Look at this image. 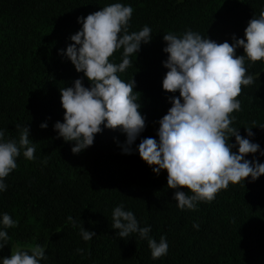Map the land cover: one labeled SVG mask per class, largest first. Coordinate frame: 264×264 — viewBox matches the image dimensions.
Masks as SVG:
<instances>
[{
    "label": "trees",
    "instance_id": "trees-1",
    "mask_svg": "<svg viewBox=\"0 0 264 264\" xmlns=\"http://www.w3.org/2000/svg\"><path fill=\"white\" fill-rule=\"evenodd\" d=\"M112 3L134 9L129 33L145 25L152 29V40L130 57L132 66L118 73L125 82L135 80L133 95L146 127L131 145V154L123 151L126 134L103 125L92 146L73 154L75 142H65L54 130L64 119L60 89L80 78L85 87L90 83L62 53L82 28L78 17ZM262 10L264 0H0V130L6 140L18 141L16 126H26L36 147L35 159H26L22 150L16 169L4 179L0 230L10 239L0 249V259L17 246L26 250L39 244L47 256L40 264H264V175L230 183L214 200L198 201L196 210H181L173 199L175 190L167 187L166 170L156 174L138 152L143 139L159 140V121L172 106L169 98L179 97L178 91L162 87L168 71L163 66L168 56L164 34L180 36L190 29L231 44L233 35L244 38L248 21ZM122 52L117 50L110 62H122ZM236 55H244L243 48ZM245 67L254 82L242 86L237 98L241 110L232 113L231 126L245 138V127L256 126L250 139L264 151V60L246 59ZM229 143L235 144V137ZM232 150L238 152V146ZM245 158L264 163L259 151ZM120 204L141 227L150 226V237L157 242L166 238L165 256L152 259L147 239L138 233L116 236L112 211ZM5 213L16 227L4 228ZM81 226L96 236L84 241Z\"/></svg>",
    "mask_w": 264,
    "mask_h": 264
},
{
    "label": "clouds",
    "instance_id": "clouds-1",
    "mask_svg": "<svg viewBox=\"0 0 264 264\" xmlns=\"http://www.w3.org/2000/svg\"><path fill=\"white\" fill-rule=\"evenodd\" d=\"M134 9L122 3L109 4L86 17H78L82 28L70 37L66 55L76 71L82 72L90 83L85 87L83 78L76 79L74 86L61 88V104L64 109L63 122L57 121L54 130L65 142H75L71 151L79 154L92 146L95 135L103 128L119 129L126 134L123 151L131 154V145L145 129V117L133 95L135 80L123 81L118 73L132 66L130 57L140 51L141 44L152 40V29L145 25L129 33V21ZM168 69L162 87L166 92H179V97H170L172 104L167 114L159 121L157 141L145 138L138 145L141 159L159 174L167 172V187L175 190L173 199L181 210H196L198 201H212L218 191L227 189L251 177L252 181L264 175V163L245 157L258 151L257 143L251 141L253 127H245L247 137L241 136L239 128L231 125L233 112L241 110L237 99L242 86L251 85L254 77L247 74L245 60H264V10L259 17L248 21L244 38L233 35V43H217L199 33L186 30L178 36L172 32L164 34ZM243 48L244 55L237 56L236 49ZM123 49L122 62H110V57ZM255 125V122H253ZM19 140L5 139V130H0V192L6 191L4 179L17 167L16 158L23 150L28 160L35 159V144L29 138V128L16 126ZM47 128L46 123L40 125ZM235 137V144L229 143ZM238 146V152L233 148ZM184 189L190 190L188 195ZM73 227H77L71 216ZM2 224L5 229L14 228L17 222L5 213ZM113 229L121 239L138 233L147 239L152 259L156 260L168 252V242L161 236L159 242L149 236L150 226L141 227L132 211L123 204L112 211ZM193 227L199 229V224ZM84 241L96 236L95 232L80 228ZM7 231L0 230V249L8 245ZM17 246L2 264H40L46 260L45 248L39 244ZM82 253L83 249H77Z\"/></svg>",
    "mask_w": 264,
    "mask_h": 264
},
{
    "label": "rangeland",
    "instance_id": "rangeland-1",
    "mask_svg": "<svg viewBox=\"0 0 264 264\" xmlns=\"http://www.w3.org/2000/svg\"><path fill=\"white\" fill-rule=\"evenodd\" d=\"M15 249H16V248H15ZM15 249H14V250H15ZM0 264H2V259H0Z\"/></svg>",
    "mask_w": 264,
    "mask_h": 264
}]
</instances>
